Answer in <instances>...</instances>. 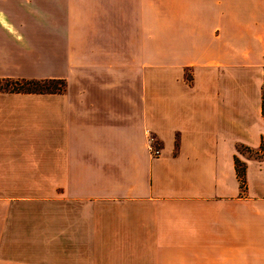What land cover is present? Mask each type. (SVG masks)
Masks as SVG:
<instances>
[{
  "label": "crops",
  "instance_id": "crops-1",
  "mask_svg": "<svg viewBox=\"0 0 264 264\" xmlns=\"http://www.w3.org/2000/svg\"><path fill=\"white\" fill-rule=\"evenodd\" d=\"M263 77L264 0H0V264H264Z\"/></svg>",
  "mask_w": 264,
  "mask_h": 264
},
{
  "label": "trees",
  "instance_id": "trees-1",
  "mask_svg": "<svg viewBox=\"0 0 264 264\" xmlns=\"http://www.w3.org/2000/svg\"><path fill=\"white\" fill-rule=\"evenodd\" d=\"M15 84L21 86V88H3L0 86V89H6L12 92H30V93H56L62 92L66 87V82L64 80H22V81H13ZM57 83L60 84V87L51 85ZM262 115L264 117V77H263V86H262ZM240 151L248 150L252 151L250 148L247 147H239ZM260 151H264V138L262 140L261 149ZM236 169L238 176L240 178L242 186L245 185V175H246V168L244 163H242L238 158H236Z\"/></svg>",
  "mask_w": 264,
  "mask_h": 264
},
{
  "label": "built area",
  "instance_id": "built-area-1",
  "mask_svg": "<svg viewBox=\"0 0 264 264\" xmlns=\"http://www.w3.org/2000/svg\"><path fill=\"white\" fill-rule=\"evenodd\" d=\"M157 140L153 135H149V150L153 157H159L161 155L162 149L156 145Z\"/></svg>",
  "mask_w": 264,
  "mask_h": 264
},
{
  "label": "rangeland",
  "instance_id": "rangeland-1",
  "mask_svg": "<svg viewBox=\"0 0 264 264\" xmlns=\"http://www.w3.org/2000/svg\"><path fill=\"white\" fill-rule=\"evenodd\" d=\"M19 83V82H18ZM18 83L17 84H15L13 81L12 82H4V83H1L0 82V86H2L3 88H5V87H9V88H21V84L20 85H18ZM52 87H54V86H58V87H60V84H57V83H54V84H52L51 85ZM245 151H247V150H245ZM247 152H249V154L251 155V156H254V157H257V158H260V157H262V155L259 153V152H255V151H247Z\"/></svg>",
  "mask_w": 264,
  "mask_h": 264
}]
</instances>
